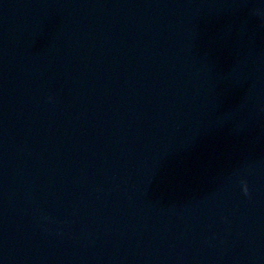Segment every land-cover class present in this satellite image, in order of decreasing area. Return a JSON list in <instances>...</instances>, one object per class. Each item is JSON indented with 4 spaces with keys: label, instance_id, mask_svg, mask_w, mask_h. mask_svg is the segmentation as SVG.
<instances>
[{
    "label": "water",
    "instance_id": "1",
    "mask_svg": "<svg viewBox=\"0 0 264 264\" xmlns=\"http://www.w3.org/2000/svg\"><path fill=\"white\" fill-rule=\"evenodd\" d=\"M0 264H264V0H0Z\"/></svg>",
    "mask_w": 264,
    "mask_h": 264
},
{
    "label": "clouds",
    "instance_id": "2",
    "mask_svg": "<svg viewBox=\"0 0 264 264\" xmlns=\"http://www.w3.org/2000/svg\"><path fill=\"white\" fill-rule=\"evenodd\" d=\"M242 183H243V182H242ZM243 190H244L245 194H247L248 188H247V185H246V184H244V188H243Z\"/></svg>",
    "mask_w": 264,
    "mask_h": 264
}]
</instances>
